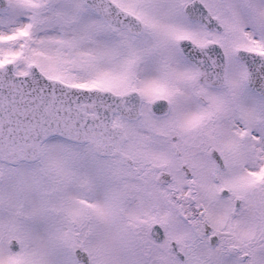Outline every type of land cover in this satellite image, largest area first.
<instances>
[{"label": "snow or ice", "instance_id": "obj_1", "mask_svg": "<svg viewBox=\"0 0 264 264\" xmlns=\"http://www.w3.org/2000/svg\"><path fill=\"white\" fill-rule=\"evenodd\" d=\"M0 264H264V0H0Z\"/></svg>", "mask_w": 264, "mask_h": 264}]
</instances>
